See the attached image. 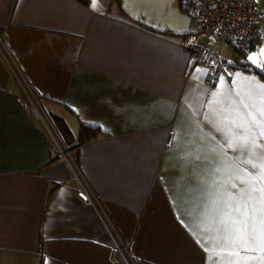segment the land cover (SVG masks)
<instances>
[{
	"label": "crops",
	"instance_id": "1",
	"mask_svg": "<svg viewBox=\"0 0 264 264\" xmlns=\"http://www.w3.org/2000/svg\"><path fill=\"white\" fill-rule=\"evenodd\" d=\"M253 1L260 46L194 80L177 0H0V264H125L120 244L134 264H208L193 232L214 165L193 133L219 136L203 101L220 75L224 91L237 72L264 82L248 71L249 55L264 60ZM82 126L98 131L80 144Z\"/></svg>",
	"mask_w": 264,
	"mask_h": 264
},
{
	"label": "snow or ice",
	"instance_id": "2",
	"mask_svg": "<svg viewBox=\"0 0 264 264\" xmlns=\"http://www.w3.org/2000/svg\"><path fill=\"white\" fill-rule=\"evenodd\" d=\"M89 7L100 11V0H90ZM248 60L249 72L255 69L264 75V60L255 55H249ZM208 74L207 68L196 67L192 78L200 80ZM230 75L238 78L232 88L223 90L225 78L220 75L203 101V120L219 136L193 133L201 145L195 158L199 160L203 154L208 164L214 165L211 179L199 178L197 195L204 199L198 213V232L193 235L207 254L208 264H224L225 256L227 264H252L257 259L264 264V82L257 75ZM185 102L194 107L188 95ZM191 155L186 152L182 159Z\"/></svg>",
	"mask_w": 264,
	"mask_h": 264
},
{
	"label": "built area",
	"instance_id": "3",
	"mask_svg": "<svg viewBox=\"0 0 264 264\" xmlns=\"http://www.w3.org/2000/svg\"><path fill=\"white\" fill-rule=\"evenodd\" d=\"M180 9L194 20L192 30L182 36V50L209 72L223 73L233 68V61L224 58L216 49L217 42L230 46L237 55H244L261 44L260 23L263 12L253 0H177ZM191 41V43H189ZM231 61L232 63H229ZM208 85L211 81L206 82ZM61 157H70L66 148ZM82 195L98 206L90 190L80 185ZM117 252L127 255L128 264H134L127 249L120 244Z\"/></svg>",
	"mask_w": 264,
	"mask_h": 264
},
{
	"label": "trees",
	"instance_id": "4",
	"mask_svg": "<svg viewBox=\"0 0 264 264\" xmlns=\"http://www.w3.org/2000/svg\"><path fill=\"white\" fill-rule=\"evenodd\" d=\"M77 1L82 2V3L87 2V0H77ZM51 119H52V123L57 133L62 139L65 138L66 136L72 135L68 126L65 124V122L60 117H51ZM97 131L98 130L95 128L82 126L81 131H80L79 143L82 144L88 141L90 138L95 137Z\"/></svg>",
	"mask_w": 264,
	"mask_h": 264
},
{
	"label": "rangeland",
	"instance_id": "5",
	"mask_svg": "<svg viewBox=\"0 0 264 264\" xmlns=\"http://www.w3.org/2000/svg\"><path fill=\"white\" fill-rule=\"evenodd\" d=\"M216 49H217V51L220 53V54H222V55H224L226 58H228V60H231V61H233V59H234V53H235V51H234V49L232 48V47H230V46H227V45H224L223 43H221V42H217V44H216ZM57 141V140H56ZM58 142V141H57ZM62 150H63V147H60ZM128 260V259H127ZM127 260H125V264H128V262L129 261H127Z\"/></svg>",
	"mask_w": 264,
	"mask_h": 264
}]
</instances>
